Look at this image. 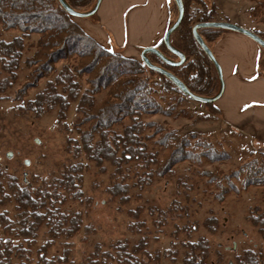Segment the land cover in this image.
Masks as SVG:
<instances>
[{"label":"rangeland","instance_id":"1","mask_svg":"<svg viewBox=\"0 0 264 264\" xmlns=\"http://www.w3.org/2000/svg\"><path fill=\"white\" fill-rule=\"evenodd\" d=\"M202 1L206 8L195 2L190 7L195 17L193 26L215 8L214 21L240 25L264 38V0ZM94 4L84 10L89 12ZM255 10L256 14L253 13ZM177 18V6L170 0L168 28ZM71 20L79 27V18L71 17ZM20 35L19 32H4L0 26V39L10 41ZM227 35L241 34L224 30L213 44V52ZM38 41V36L27 40L18 80L11 87L3 85L4 92L0 90V186L7 192L11 177L31 190L60 193L65 197V203L60 205V200L57 207L65 214L81 215L79 232L72 239L57 241L48 250V259H59L68 250L66 264H87L97 245L102 246L103 251H109L118 242L136 245L145 238L147 254L139 255L133 264H185L186 259L192 258L191 246L201 240L208 246L207 264H231L243 250L255 246L264 250L260 227L251 221L264 217V185L249 184L254 181V174L264 171L263 146L243 138L225 125L215 103L197 102L146 70L141 79L148 81L155 105L143 119L151 125L145 132L146 136L152 137L146 142L148 150L158 153V160L164 163L176 146L181 145L182 155L188 159L176 164L171 174L161 176L158 165L147 166L144 161L131 160L117 173L109 163L98 167L85 153L76 158L68 140L81 142L77 126L81 116L77 113V103L71 105L66 123L58 120V110L40 118L26 110L27 104L35 101L66 66H78L75 60L60 62L54 73L35 85L26 61L34 58ZM173 41L176 42L174 34L171 43ZM157 48L169 59L179 61L163 42ZM104 50L145 65L142 59L124 56L119 48ZM260 50L259 66L264 71V49L260 47ZM8 79L0 68V83ZM89 80L88 75L78 77L82 93L90 90ZM108 93L97 96V101H102ZM125 123L129 125L130 121ZM114 132L121 134L123 127H116ZM162 139L170 144L162 147ZM78 163L84 164L86 171L83 173V198L75 202L66 190L60 189L59 181L72 165ZM115 183L130 187L125 198L122 194L109 193ZM14 208V203L0 206V213L10 211L14 215ZM137 211L140 213L135 218L133 212ZM139 222L145 223L143 229L132 228ZM3 237L0 227V239ZM49 240L48 229L44 227L32 248L29 264H38L40 249Z\"/></svg>","mask_w":264,"mask_h":264},{"label":"trees","instance_id":"2","mask_svg":"<svg viewBox=\"0 0 264 264\" xmlns=\"http://www.w3.org/2000/svg\"><path fill=\"white\" fill-rule=\"evenodd\" d=\"M65 1L78 12H86L84 9L95 2L93 9L97 2ZM182 1L185 15L181 26L174 33L176 42L173 41L172 45L185 54V64L181 67H171L155 55L150 57L154 64L179 77L193 93L212 98L220 91V79L214 64L192 34L195 17L193 12H190L193 2L205 8L206 4L202 0ZM215 13L216 9L213 8V11L205 13L200 22L214 21ZM253 13L256 14L257 11ZM0 26L4 32L21 34L10 41L0 39V68L9 76L8 80L0 83L2 92L5 91L3 85L8 88L18 80V73L27 52V40L33 36L39 37L38 51L34 58L26 61V66L32 70L30 78L35 85L54 73L58 63L78 61V66H66L56 80L49 82L35 101L29 102L26 107L28 112H34L38 118L58 110V120L66 123L71 105L78 104L77 113L81 118L77 126L80 129L81 142L68 140L73 146L71 149L76 158L85 153L90 162L101 168L104 163H109L116 168L117 173H120L123 164L131 160L144 161L147 166L158 165L161 176L171 174L176 164L188 159L182 155L181 145H177L170 157L160 163L158 153H151L146 145V142L152 139L145 134L151 125L144 123L143 119L155 109V105L147 85L148 81L141 79V76L149 70L182 93L165 76L136 61L105 51L71 20L57 0H0ZM223 32L224 30L214 28L199 29L210 49ZM163 46L165 47L164 43ZM192 57L194 59L189 61ZM84 75L90 77L91 88L82 93L77 79ZM106 91L109 92L108 95L102 101H97L96 97ZM24 92L21 94L25 95ZM126 120L130 121L129 125H126ZM84 126L87 127L85 131L82 130ZM116 127H123V132L115 133ZM171 141L173 142L172 139ZM167 144L170 142L161 140L162 147ZM85 171V165L82 163L72 165L59 181L60 189L66 190L75 202L83 198L82 183ZM254 178L250 185H264V171L256 176L254 174ZM129 192L130 187L124 183H115L109 189V193L114 196L122 194V198ZM0 196V206L15 204L14 215L10 211L0 213V227L4 234L0 239V264L31 263L32 248L44 227L48 229L50 240L41 247L38 264H66L69 261L68 250L59 259L47 258L48 250L56 245L57 241L72 239L82 226L81 215H68L57 207L58 201L61 200L60 205L65 203L62 194L43 189L31 190L22 187L16 178L10 177L8 191L0 186ZM139 213L140 211L133 212L135 218H138ZM251 221L260 227L264 236V217L253 218ZM144 227V222L132 226L138 230ZM147 246L146 238L136 245L118 242L112 245L109 251H103L102 246L97 245L87 264H133L139 255L147 254ZM191 250L192 258L186 259L185 264H207L209 254L204 240L193 244Z\"/></svg>","mask_w":264,"mask_h":264},{"label":"crops","instance_id":"3","mask_svg":"<svg viewBox=\"0 0 264 264\" xmlns=\"http://www.w3.org/2000/svg\"><path fill=\"white\" fill-rule=\"evenodd\" d=\"M170 23V0H103L95 17L80 19L83 32L106 50L141 59L147 47H159ZM224 92L214 104L225 125L264 147V71L260 47L244 35H227L214 50Z\"/></svg>","mask_w":264,"mask_h":264},{"label":"water","instance_id":"4","mask_svg":"<svg viewBox=\"0 0 264 264\" xmlns=\"http://www.w3.org/2000/svg\"><path fill=\"white\" fill-rule=\"evenodd\" d=\"M57 1L60 4V6L68 13V15L70 17L79 18V19H86V18H90V17L95 16L98 13L100 6L103 2V0H97L95 7L91 11H89V12H78L75 9H73L71 6H69L65 0H57ZM174 2H175L177 9H178V18H177L176 22L170 28H168V30L166 31L164 38H163V43H164L165 47L168 49V51L171 52L173 55H175L179 59V61H173V60L169 59L156 47L144 48L141 52V59L143 60L144 64L149 69L157 71L161 75L165 76L186 96L190 97L191 99H193L197 102L203 103V104H214L221 98V96L223 95V92H224L223 71H222V67H221L219 61L217 60L214 52L205 43L203 37L199 33V29L200 28H214V29H222V30H228V31H232L235 33H239L241 35H244V36L250 38L257 45L262 47L263 49H264V39L261 36H259L258 34L252 32V31H250V30H248V29H246L240 25H237V24H234L231 22L211 21V22H200V23L195 24L192 28V34H193L195 40L197 41V43L199 44V46L202 48V50L205 52V54L209 57V59L214 64V66L218 72V76H219L220 83H221L220 91L215 97L208 98V97H203V96L197 95V94L193 93L179 77H177L175 74L168 71L167 69H165L161 66L155 65L149 57L150 55H155L163 63H165L166 65H169L171 67H181L186 62L185 54L182 51H180L179 49H176L171 43V37L181 26L183 19H184V15H185V7H184L183 1L182 0H174Z\"/></svg>","mask_w":264,"mask_h":264},{"label":"flooded vegetation","instance_id":"5","mask_svg":"<svg viewBox=\"0 0 264 264\" xmlns=\"http://www.w3.org/2000/svg\"><path fill=\"white\" fill-rule=\"evenodd\" d=\"M260 236L264 239V236ZM231 264H264V250H258L256 246L253 249H245L235 257L234 262Z\"/></svg>","mask_w":264,"mask_h":264}]
</instances>
